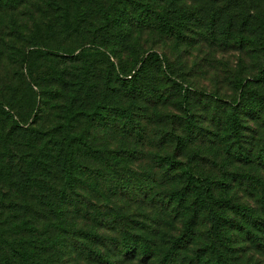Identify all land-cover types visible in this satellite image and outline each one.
I'll return each instance as SVG.
<instances>
[{"label":"rangeland","instance_id":"rangeland-1","mask_svg":"<svg viewBox=\"0 0 264 264\" xmlns=\"http://www.w3.org/2000/svg\"><path fill=\"white\" fill-rule=\"evenodd\" d=\"M54 1L59 2L26 0L17 7L0 2V102L9 86L21 94L20 74L27 76L28 69L21 68L19 52L27 48V41L34 40L38 30L46 34L41 42H46L50 53L39 57L36 67L33 65L36 80L53 79L58 72L78 74L81 63L59 56L58 49L74 50L77 55L83 44L90 54L124 52H113L115 57L108 58L111 63L125 64L137 52H146V57L147 51L156 53L161 62L158 66L151 63L137 80L135 100L113 89L104 90L101 70L107 60L98 57L95 62L99 95L117 96L130 108L141 130L133 125L122 129L112 120L102 124L82 121L79 129L87 151L82 153V168L76 173V192L82 194V207H91L89 218L83 222L96 230L99 239L94 244L82 241V259L60 248L64 259L57 264H103L105 260L112 264H159L168 258L175 264H264V154L259 156L264 142V102L256 106L257 119L240 108L242 137L238 144L233 135L228 136L226 124L229 105L242 103V84L251 97L261 94L260 101H264V83H260L263 55L253 48L238 53L229 49V42L214 40L208 34L211 11L222 6L218 0H184L181 13L187 21L182 15L179 39L168 32L134 31L124 46L117 44L116 33L101 31L99 19H91L83 36L71 26L69 32L62 33L60 11L55 13V8L47 6ZM166 4L159 8L167 11ZM39 50L43 53L45 48ZM44 89L51 90V99H40L36 104L35 126L55 128L66 111V102L60 97H68L69 91L64 93L53 85H43ZM187 112L195 116L196 128L190 137L185 133ZM176 138L185 139L187 145L175 152ZM169 160L180 166L168 167ZM181 170L211 181L217 198L250 210L252 223L230 209L214 208L229 221L223 228L226 247L213 232L206 210L195 201V191L185 187ZM173 192L179 194L174 201L170 197ZM46 236L40 240L44 238L50 248L52 242ZM124 236L131 244L137 240L146 247L150 252L146 258L137 248L132 256L125 255L121 247ZM174 242L172 254L168 250Z\"/></svg>","mask_w":264,"mask_h":264},{"label":"trees","instance_id":"trees-1","mask_svg":"<svg viewBox=\"0 0 264 264\" xmlns=\"http://www.w3.org/2000/svg\"><path fill=\"white\" fill-rule=\"evenodd\" d=\"M25 1L5 0V3L9 7H17ZM183 1L59 0L47 6L55 8V13L60 11L59 26L62 33L69 32L71 26L73 32L82 31L83 36L91 19H99L98 22L103 28H100L101 31L112 35L116 33L120 40L117 44L124 46L134 31L140 34L144 31L168 32L174 38H181ZM218 2L222 6L211 11L207 25L208 34L214 37V40L222 39L221 41L229 42V49L238 53L249 48L257 49L264 59V0H218ZM162 3H167V11L159 8ZM92 5L95 7L92 8ZM183 16L187 21L186 16ZM43 34L38 30L34 40L27 41V48L19 52L21 68L28 69L27 76L20 74L21 84L19 83L18 87L23 88L18 89L21 94L9 86L7 95L0 102V264H57L59 260L62 262L64 259L59 255L60 248L65 249L67 255L74 253L75 259H82V241L94 244L95 240L99 239L96 230L89 229L87 223L83 222L89 218L91 207L83 208L82 194L76 192L78 186L76 173L78 168H82L80 164L82 153L87 151L82 129L79 127L83 120L92 124L112 120L122 129L130 125L139 131L141 129L137 128L140 125L133 119L134 114L130 108L123 106L119 98L116 99L117 96L111 99L102 92L100 98L95 62L98 61V57L107 60L105 69L101 70L103 89H113L115 93L122 92L129 100H135L138 93L137 80L147 72L148 66L151 63L150 66L161 64L159 56L148 51L146 57H144L146 52H137L125 64L111 63L109 56L115 57L114 53L124 52L112 50L114 53L97 51L96 54H90L91 50L83 47L85 45L83 44L82 52L77 55L73 54L74 50L58 49L59 56L71 59L73 63H81L78 74L67 76L58 72L54 80L37 78L40 79L38 82L31 72L33 65L36 67L38 58H46L50 53L46 42H41L45 40L42 38ZM41 47L45 48L43 53L39 50ZM116 48L120 47H114ZM129 63L130 67L127 68ZM69 77L74 82L69 81ZM260 78H262L260 83H264V63L260 70ZM43 85L56 86L64 93L69 91L68 97L65 95L60 97L66 102V111L59 118L60 123L55 128L35 126L38 118L36 104L40 99H51V90H41ZM239 92L242 103L239 101L231 103L226 116L228 136L233 135L236 144L241 142L242 137L239 123L240 108L244 107L250 118L257 119L256 106L264 102L260 101L263 100L261 94L251 97L244 84L241 85ZM112 100H116L118 104H113ZM186 116L185 133L190 137L191 130L196 128L195 116L189 112ZM186 145L185 139L176 138L175 152ZM259 152V156L261 153L264 154V142ZM262 161L264 163V158ZM166 164L168 167L180 166L174 160H169ZM181 174L186 179L185 187L195 191L194 199L206 210L212 230L221 243L225 241L223 228L229 226V221L219 216L215 212V207L230 209L252 223L250 210L230 205L226 199L217 198L212 192L211 181L195 178L188 170H181ZM175 193L170 194L173 201L175 195H179ZM188 225L189 223L185 228H188ZM46 234V238L52 242L50 248L45 244L44 238L40 240V237ZM121 243L123 253L127 256H132L136 248L144 258L150 253L137 240L133 244L128 242L126 236ZM176 244L174 242L169 248L170 253L174 254ZM222 246H225L224 243ZM89 256L88 254L85 259ZM105 263L112 264L107 260L103 264ZM159 264L175 263L168 258L165 261L161 260Z\"/></svg>","mask_w":264,"mask_h":264}]
</instances>
